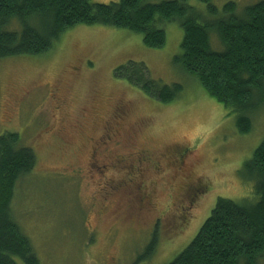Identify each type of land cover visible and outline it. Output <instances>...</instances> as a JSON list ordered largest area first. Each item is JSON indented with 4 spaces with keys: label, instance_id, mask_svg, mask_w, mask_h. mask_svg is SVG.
<instances>
[{
    "label": "rangeland",
    "instance_id": "1",
    "mask_svg": "<svg viewBox=\"0 0 264 264\" xmlns=\"http://www.w3.org/2000/svg\"><path fill=\"white\" fill-rule=\"evenodd\" d=\"M230 2L241 15L256 0H211L214 14L201 0L185 3L203 22ZM163 29L166 44L154 49L139 33L77 25L46 53L0 59V135L18 133L36 154L14 215L41 264H166L219 197L254 196L242 167L264 139V104L250 114L251 131L238 133L237 112L173 63L178 20ZM209 42L222 49L214 31ZM128 62L143 63L156 84H181L179 96L162 103L147 95L115 71ZM99 138L103 148L94 146ZM92 152L109 164L105 178ZM154 226L155 249L145 253Z\"/></svg>",
    "mask_w": 264,
    "mask_h": 264
},
{
    "label": "trees",
    "instance_id": "2",
    "mask_svg": "<svg viewBox=\"0 0 264 264\" xmlns=\"http://www.w3.org/2000/svg\"><path fill=\"white\" fill-rule=\"evenodd\" d=\"M201 1L214 14L211 0ZM185 2L0 0V59L46 53L66 30L77 25L139 33L145 46L162 48L165 23L178 20L183 34L181 53L174 56L173 63L196 79L216 102L236 111L237 131L247 134L252 128L250 114L264 104V0L245 7L241 15L235 12V3H227L223 16L203 22ZM210 31L216 33L221 50L211 49ZM115 71L162 103L175 100L182 90L176 82L156 84L143 63L128 62ZM98 143L103 148L100 138L94 146ZM91 155L90 164L105 178L109 164H97L99 155ZM35 163L34 150L18 133L0 135V264H41L12 204L20 180ZM242 169L253 181L254 196L240 202L219 197L193 239L166 264H264V139ZM150 237L145 253L155 249L156 236Z\"/></svg>",
    "mask_w": 264,
    "mask_h": 264
},
{
    "label": "flooded vegetation",
    "instance_id": "3",
    "mask_svg": "<svg viewBox=\"0 0 264 264\" xmlns=\"http://www.w3.org/2000/svg\"><path fill=\"white\" fill-rule=\"evenodd\" d=\"M258 1H260V0H258ZM257 0H256V2H258ZM96 152H94V154H95ZM183 157V154H179V160H181V158ZM183 163V161L180 163V165ZM131 182H132V184H133V186L135 187V180H131ZM139 199H141L140 197H139ZM193 203V201H190V204H192ZM187 214H189V213H187ZM189 215H187L186 216V218L188 217ZM150 234H154V236L155 235H157L158 234V232H157V230H156V226H154V227H152V229L150 230Z\"/></svg>",
    "mask_w": 264,
    "mask_h": 264
}]
</instances>
